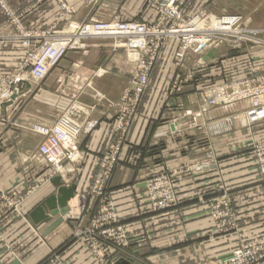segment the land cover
Instances as JSON below:
<instances>
[{"label":"crops","instance_id":"obj_1","mask_svg":"<svg viewBox=\"0 0 264 264\" xmlns=\"http://www.w3.org/2000/svg\"><path fill=\"white\" fill-rule=\"evenodd\" d=\"M5 1L13 11L25 13L23 23L27 28H44L55 21L58 8L56 0ZM67 1L76 9L73 14L76 21L92 16L151 24L156 19L155 5L162 0ZM229 2L190 0L184 13L192 15L199 10L213 15L235 12L231 11ZM13 34V27L0 9V36L10 37ZM223 45L207 53L208 57L213 58L206 60L204 57V66L196 62L195 56L188 55L182 71L194 72L195 79L189 85L198 87L203 83L202 78L210 69L207 61L219 65L227 62V66L221 64L220 72L226 75L236 73L233 72L234 68H230L236 61H228V56L241 52L238 49L242 44L233 45L232 49ZM94 46L96 44L91 40L87 41L86 51L82 54H92ZM177 46L178 40L175 38L163 44L159 59L150 74L149 86L131 125L122 159L111 178L109 192L118 218L133 233L126 251L123 254L117 253L115 264H216L218 257L225 256L241 242L264 234V191L259 183L258 169L249 145V139L256 136V125H235L225 131H217L213 127L215 120L231 114L239 106L248 108L249 103L242 102L237 107H210L199 95L192 93L178 99L184 101L185 111L166 108L158 90L163 84L167 86L173 78L176 70L171 60ZM255 47L259 50L257 55L252 50L248 54H239L245 59L249 56L251 60L247 62L244 72L239 71L240 74L227 78H241L252 69L264 70V48ZM23 56L24 49L17 42L10 41L0 51V71L15 70ZM84 61L79 58V61L72 64V68H87L88 87H92L93 81L99 80V69L106 75L116 72L121 77L119 81L123 83L124 80L126 87L130 83L134 67L127 60L116 71L103 64H100V68L96 64L83 66ZM128 65L132 67L129 76L126 75ZM47 79L42 83L44 88ZM33 84L31 82L29 88L25 86V92H30L34 88ZM155 88L157 93L153 91ZM120 95L105 101H92L97 104L99 112L92 117L100 122L90 133L80 135L78 157L76 161L66 163L60 175L65 187L74 186V195L89 191L99 171L101 156L108 143L115 138L112 129L115 108L111 103ZM51 96L40 103V107L49 114L47 117L37 118L34 115L37 107L32 100L23 103V96L0 103V191L25 196L20 212L26 218L23 219L21 214H12L0 224V264H39L50 253L58 254L67 264H92L94 261L83 239L74 234L77 229L88 224L98 203L96 197L89 198V213L80 212L79 221L65 219L70 209L73 213L74 199L55 215L46 209L49 218L45 221L34 223L30 217L33 209L56 194L57 187L53 183L54 176L50 179L46 177L50 170L37 151L41 136L29 133L23 126L32 123L50 125L57 121L62 109L68 107L71 100L65 101L69 105L64 108L63 99H52ZM166 102L174 103L172 97H167ZM88 103H91L90 99ZM208 150L214 154L213 169L196 172L193 165L205 159ZM157 169L171 173L179 200L176 208L155 213L145 198L144 179ZM218 187L228 193L237 228L233 232L212 235L206 210L208 201L218 195Z\"/></svg>","mask_w":264,"mask_h":264},{"label":"built area","instance_id":"obj_2","mask_svg":"<svg viewBox=\"0 0 264 264\" xmlns=\"http://www.w3.org/2000/svg\"><path fill=\"white\" fill-rule=\"evenodd\" d=\"M58 13L55 23L45 29H27L22 25L24 13H14L4 0L0 8L14 27L15 33L10 37L0 36V51L6 42L15 41L24 49L22 61L13 74L4 75L0 71V103L19 95L21 85L28 80L41 81L65 57L69 49H84L86 39L112 37L119 39L126 51L127 61L134 67L129 87L111 105L115 108L112 129L115 135L109 142L99 161V171L88 192L78 194L79 198L96 197L97 210L86 226L75 232L81 237L85 247L92 253L94 264H112V255L125 251L130 244L127 228L119 220L113 200L106 194L116 166L122 159V151L127 142L129 131L138 107L149 85L150 74L157 63L160 50L168 39L174 37L178 46L173 60L176 66L182 65L189 54L199 55L198 62L203 64V55L209 50L231 42L235 46L254 44L264 47V29L250 28L239 14L213 15L205 11L190 16L184 15V9L190 0H162L155 5L154 23L124 22L120 19L100 21L90 18L76 22L71 20L75 7L67 0H56ZM70 18V20H69ZM67 21L61 30L56 25ZM191 75L179 84L187 82ZM179 84L177 86H179ZM203 101L208 106H231L240 101H247L250 110L229 115L214 123V129L233 128L236 123H250L249 116L264 117V72L252 69L248 75L231 79L222 84L213 85L203 93ZM86 108L73 102L58 120L52 125L34 123L32 131L42 136L38 144L41 160L49 167L50 179L62 173L65 164L74 162L79 151L81 133H90L100 120L97 118L82 119ZM255 163L257 164L260 184L264 191V139L253 141ZM214 154L206 153L205 159L193 165L196 172L210 170L214 166ZM45 178L44 180H46ZM145 198L151 210H166L177 205V195L170 177L160 173L149 177L144 182ZM223 193L210 200V209L217 227H233L234 219L230 201L222 187ZM25 196L15 192L0 191V223L12 212H20ZM78 203V201H77ZM82 210V207L80 208ZM66 217L73 215L72 209ZM264 262V235L254 237L233 249L229 256L218 264H261ZM42 264H64L56 254L47 257Z\"/></svg>","mask_w":264,"mask_h":264},{"label":"rangeland","instance_id":"obj_3","mask_svg":"<svg viewBox=\"0 0 264 264\" xmlns=\"http://www.w3.org/2000/svg\"><path fill=\"white\" fill-rule=\"evenodd\" d=\"M5 3L7 4L6 1H5ZM229 3H230V6L232 8L231 11H235V12H224V13H221V14H239L245 20V23L244 24L247 25V27L256 28V29H264V0H230ZM70 4L73 5L72 3H70ZM201 11H204V10H199L196 13H200ZM13 12L14 13H24L23 11H20V12L13 11ZM57 13H58V8H57V11H56V14H55L56 15V18H57ZM74 13H75V11H74ZM73 14L71 16V20L76 21V20L73 19ZM221 14H219V15H221ZM4 15H5V13H4ZM156 15H157V13H156ZM184 15H185V13H184ZM185 16H190V15H185ZM24 17H25V15L22 17V25L25 27V25L23 23ZM56 18H55V21H56ZM90 18H94L96 20L105 21V22L106 21H112V20H115L116 19L115 18V19H110L109 20V19H102V18H96V17H92L91 16V17L86 18L85 20H88ZM69 20H70V18H69ZM85 20H83V21H85ZM55 21L51 25H49L47 27H44V28H27V27H25V28H27V29L45 30V29L51 27L55 23ZM122 21H124V22H130V21L131 22L132 21L133 22H141V21H137V20H130V21L122 20ZM8 22L10 23L9 19H8ZM76 22H81V21H76ZM66 23H67V21H63L61 23H58L56 25L57 30H61L63 28V26L66 25ZM10 25H11V23H10ZM13 29H14V27H13ZM14 33H15V31H14ZM262 36H264V33L262 34ZM89 40H91L93 43H95L96 46H94L95 48L93 49L94 52H92V54H90V55L87 54L85 56V54H82V53H84L86 51L85 50L86 43H87V41L89 42ZM11 42H15V41H11ZM8 43L9 42H6L3 45V47H5V45L8 44ZM84 43H85V48L84 49H69L68 52L66 53L65 57L59 62V64L56 67H54V69H52L50 71L49 74H47L43 78V80H41V81H35V80H32L31 79V80H28L27 82L23 83V85H21V88L22 89H21V92L19 93V95H16L14 97H11V99L8 100V101H11L12 99H14L16 97L23 96L24 97L23 100H22L23 103H25L27 101L26 102V104H27L30 100H32V102L34 103V105L37 107L34 110V115L35 116L37 115V118H38V116L39 117H47L49 114L47 112H45L40 107L41 106L40 103H42L41 101H45V99H47L46 97H49L50 98V95H53V96H51L52 99H54L55 97H56V99H63L62 100L63 101L62 102V107L65 108L66 105L68 106L70 104L64 110L62 109L61 114L66 109H68L73 102H75L76 104H79L82 107H84V106L86 107V110H87L86 113H87V115L86 116L82 115L81 117L94 118L92 116L95 115V114H98L99 112H98V109H97V107H98L97 104L95 102L92 103V101H94V99H96V100L98 99V101H105L107 99L113 98L112 96H114V98H116L118 95H120V94L123 93L124 88L126 87V84H125L124 80H123V83L121 81H119L121 79V77L117 76L116 75V72H114L113 75H109V74L106 75V74H104L105 72L103 70L99 69V72H98L99 73V76H98L99 77L98 78L99 80L97 82L96 81H93L92 82V87H88L87 86V84H88L87 78H88V75H89V71L87 70V68H85L84 70L83 69L75 70L74 67L72 68V64L75 63V62H77V61H79V58H82V59L85 60L83 66L96 64L98 66L97 68H100V64H103V66H105V67H108V66L110 68L113 67V70L115 69L114 71H116V69L117 70H120V64H123V62L127 60V56H126L125 49L121 46V44L119 42V39H114L112 37L91 38V39H86L84 41ZM221 45H223V44H221ZM224 45H225V47H229V48L232 49L233 43H231V42H225ZM255 46L264 48L263 46H260V45H254V44H246V45H243L242 44L240 46V49H238L239 51L242 50L241 52L238 51L239 53L236 52V53H233L230 56H228L229 58L227 57L228 58V61L229 60L230 61L231 60H235L236 61V63L233 66H230V68H234L235 69L233 72H236V73H233V74H230V75H226L223 72H220L221 71V64H223L224 66H227V62L220 63V60H219L218 61L220 63V65H219L217 62H214V64H211V62L207 61L208 62L207 63L208 66L207 67H209L210 69L208 70L207 75L204 78H202L203 83H201L198 87H196L193 84H192V86L189 85V84H191L190 81L195 79L194 72L193 71H188V72L186 71L185 72V70L182 71L183 66L185 65V60L182 63V65L176 66L175 61L172 58L171 65L176 70L174 72V74H173V78L170 79V81H169V83H168L167 86H166V84H163L162 87H159V90H158L159 97L161 98V100L164 99V102H163L164 106L166 108H175L176 111H180V110H184L185 111L184 108H185L186 105H185L184 101L182 100V98H181V100H178L179 97L189 96L192 93H196L203 100L202 96H203V93H204V91L206 89H209L213 85L222 84V83H224V82H226L228 80H231V79H239V78H227V77L228 76L229 77H231V76L234 77V76H236V75L244 72L243 69L247 66V64H248L247 62L248 61L251 62V60L248 59L249 56H246V59H247L246 60L245 57H243L242 55H239V54H243V53L248 54V52L250 50H252L251 52L254 53V51H255V53L257 55L259 53V50H257V48ZM3 47H2V49H3ZM261 48H258V49H261ZM213 49H216V48H213ZM209 51L211 52V51H214V50L211 49ZM209 51L206 52L203 55V59L206 58V60H209V58H213V57H208L207 56V53H209ZM232 51L235 52V50H232ZM232 51H230V52H232ZM73 53H75V54H73ZM191 55H193V54H191ZM193 56H195L196 62H198L199 55H193ZM173 57H174V55H173ZM202 65L203 66L206 65L205 61L203 62ZM56 68H58V69H56ZM60 68H61V70H60ZM128 68H129V71L126 72V75L127 76L130 75V73H131L130 70L132 69V67L130 68V66H129ZM102 69H104V68L102 67ZM216 69L218 71H216ZM239 71H240V73H239ZM1 72H3V71H1ZM13 72H14V70L11 71V72H3V74L4 75H8V74L11 75V74H13ZM52 72H53V74H51ZM133 72H132V76H133ZM262 72H264V70ZM190 75H191V78L187 82L179 84V82H178L179 79L180 80H184V79H186ZM45 78L46 79L48 78V79H47V85L44 88V87H42L43 86L42 83L44 82V80H46ZM131 79H132V77H131ZM48 80H50V81L48 82ZM31 82L34 83L33 84L34 85V88H32V90L27 93L24 90L25 89V86H28V88H29ZM178 84H179V86H177ZM129 85H130V83L128 84L127 87H129ZM41 87H42V91H40V88ZM156 89L157 88L153 89L154 93H157L156 92ZM167 97H168V99L169 98L171 99V97H172L174 103H171V102L170 103L169 102L167 103L166 102V98ZM89 99H90V102L91 103H88V100ZM66 100H71V101H70V103L68 102L69 103L68 104L67 102H65ZM113 101H116V100H113ZM242 102H247V101H240L238 103H235V104H233V107L235 105H236V107L238 105H241ZM94 105H95V107H94ZM85 107H84V109H85ZM218 107H223V106H218ZM224 107H230V106H224ZM249 108H250V104H248V108L247 107L240 108V106H239V107H237V109H235V111H233L229 115L239 114L240 112H243L244 113L245 111H249L250 110ZM138 110H139V107H138ZM115 113H116V111H115ZM115 113H114V115H115ZM229 115H226L225 117H228ZM136 116H137V114H136ZM136 116H135V118H136ZM249 118H250V123L249 124H245L244 122L243 123L240 122V123H236V125H240V126L256 125V136L255 137H251L249 139V145H250L251 151L253 153V158H254V161H255L254 151H253V147H252L253 146V141H255V140H263L264 139V126H263V124H264V117L261 118L260 116H255L254 114H251L249 116ZM215 121H217V120H215ZM112 123H113V121H112ZM33 124L34 123H32L31 125L28 124L27 126L25 125V126H23V128H25L29 133L30 132L31 133L32 132L35 133L31 129V126ZM50 125H52V124H50ZM213 127H214V125H213ZM230 129H232V128H230ZM230 129H228V130H230ZM225 130H227V129H223V131H225ZM35 134H37V133H35ZM41 140H42V136H41ZM41 140H40V142H41ZM37 151H38V146H37ZM206 153H205V156H206ZM256 166H257V164H256ZM212 169H210V170H212ZM257 169H258V167H257ZM158 170H160V169H157L149 177H152L154 175H158L160 173H165V174H167L170 177L171 183L173 184V187H174V190H175V184L173 182V177H172L171 173H169L167 171H158ZM258 174H259V170H258ZM57 175L60 176V174H55L53 176H57ZM149 177L145 178L144 179V182L147 181ZM259 183H260V175H259ZM261 187L263 188V185H261ZM109 188H110V183H109L108 189L106 191V194H108V196L111 198L110 192H109ZM175 192H176V190H175ZM222 193H223L222 191H218V195H220ZM77 195H74V197H72L70 199V200L74 199V203L76 202L75 205L77 207V211H75L76 213H73V215H77V214L80 215V212L81 213L82 212L83 213H86V212L89 213V210H88V201H89V198L92 197V196H89V197L86 198V200H83L82 198H79V196H77ZM176 195H177V192H176ZM177 200H179L178 197H177ZM77 201H78L79 204L77 203ZM208 202L209 203H208L207 210H206V216L209 218V224H210V228L212 230V232L210 234H212V235H218V234H225V233H229V232L236 231L237 221H236V217H235L234 213L232 212L233 213L232 216H233V219H234L233 223H235V226H233V227L223 226V228H219V227H217L218 221H217V219H215V216H214L212 210L210 209V206H209L210 201H208ZM97 205H98V203H97ZM67 206H68V204H67ZM177 206H178V203H177V205H175L173 207H170V208H168L166 210H158V211L152 210V211H154L155 213L156 212H161V211L164 212V211H168V210H171L173 208H176ZM81 207H82V210L80 209ZM150 208H151V206H150ZM96 210H97V206L95 208L94 213H92L91 216L96 213ZM12 213L13 214H16V215L17 214H21V217L23 219H26L25 216L21 212H16L15 211V212H12ZM11 215L9 214L7 217H10ZM7 217L3 221H5L7 219ZM80 218L81 217H78V218L75 217V218L71 219V218L66 217L65 219L67 221H79ZM84 226H86V225H84ZM82 227H80L79 229H77V231H80ZM127 231H128L129 236H130V242H131V237L133 236V233L130 231L129 228H127ZM262 235H264V234L258 235L256 237H260ZM74 236H75V234H74ZM0 237H1V235H0ZM248 240H250V239H248ZM248 240H246V241H248ZM246 241H243L241 243H244ZM236 248H234V249H236ZM125 251H123V252H125ZM123 252H117V253L118 254H120V253L123 254ZM231 252H232V250L228 254H226L225 256L220 257V258L218 257L216 259V264H218V262L221 259L229 256ZM117 253H115L114 255H112V260H113V263L112 264H115V259H116L115 257L117 255ZM55 254L56 253H50L39 264H42L46 260L47 257L49 258L50 256H55ZM56 255L58 256V254H56ZM91 255H92V253H91ZM92 257H93V255H92ZM93 259H94V257H93ZM62 262L64 264H67L63 260H62ZM94 263H95V259H94V261H93L92 264H94ZM263 263H261V264H263Z\"/></svg>","mask_w":264,"mask_h":264},{"label":"water","instance_id":"obj_4","mask_svg":"<svg viewBox=\"0 0 264 264\" xmlns=\"http://www.w3.org/2000/svg\"><path fill=\"white\" fill-rule=\"evenodd\" d=\"M53 183L57 187V192L55 195L46 198L41 205L33 209L30 217L34 223L45 221L49 218V215L45 213L46 209L50 210L51 215H55L61 208L66 207L68 201L74 197V186L65 187L60 176H54Z\"/></svg>","mask_w":264,"mask_h":264},{"label":"bare ground","instance_id":"obj_5","mask_svg":"<svg viewBox=\"0 0 264 264\" xmlns=\"http://www.w3.org/2000/svg\"><path fill=\"white\" fill-rule=\"evenodd\" d=\"M171 38H174V37H171ZM207 57V56H206ZM79 145H80V140H79ZM77 157H78V155H77ZM61 172H63V171H61ZM60 175H61V173H60ZM226 194H227V197H228V193L226 192ZM228 199H229V197H228ZM79 201V200H78ZM82 202V201H81ZM76 203V202H75ZM79 204V203H78ZM77 204V205H78ZM79 209V208H78ZM75 211H77V207H76V205H75V208H74V210H73V213H76Z\"/></svg>","mask_w":264,"mask_h":264}]
</instances>
